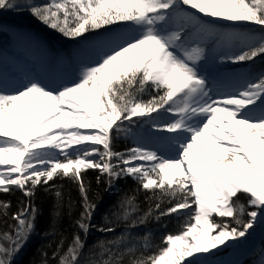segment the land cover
Returning a JSON list of instances; mask_svg holds the SVG:
<instances>
[{
	"label": "snow or ice",
	"instance_id": "6c2138e0",
	"mask_svg": "<svg viewBox=\"0 0 264 264\" xmlns=\"http://www.w3.org/2000/svg\"><path fill=\"white\" fill-rule=\"evenodd\" d=\"M21 7L72 40L120 23L136 34L99 40L100 58L69 83L51 87L29 79L14 91L0 90V192L32 197L38 186L63 176L79 183L87 201L83 171L97 169L110 184L131 176L155 199L172 202L159 216L192 210L182 231L166 235L156 252L144 254L152 247L150 233L124 235L100 242L97 258L86 264H124L126 257L127 264H193L188 258L238 243L264 220V77L213 98L198 67L210 43L239 47L227 56L233 63L264 55V0H0V10ZM224 22L258 31L226 30ZM144 120L164 134L175 155L143 146L113 150L114 134L129 131L125 122ZM9 206L0 201L4 214ZM120 207L127 227L154 214L150 207L134 216L135 196ZM94 210L86 203L78 221L85 234ZM36 213L28 205L13 216L15 234L0 235V264H11L34 230ZM83 248L76 235L59 264H81Z\"/></svg>",
	"mask_w": 264,
	"mask_h": 264
},
{
	"label": "trees",
	"instance_id": "16d2710c",
	"mask_svg": "<svg viewBox=\"0 0 264 264\" xmlns=\"http://www.w3.org/2000/svg\"><path fill=\"white\" fill-rule=\"evenodd\" d=\"M41 0L37 4H45ZM3 20L25 22L46 40H58L61 34L48 28L28 9L21 8L10 10V15ZM19 20V21H18ZM108 26V29L118 25ZM105 31L101 29L99 33ZM93 35H88L91 37ZM71 40V39H69ZM69 40L59 41L62 44L70 43ZM264 56L257 58L247 65L263 72ZM152 93H146L144 99L150 98ZM113 150L123 152L132 147L125 138H115L112 142ZM124 151V152H125ZM83 182L86 189L87 201L81 193L80 185L71 177L57 176L47 185H40L32 197H27L22 191L14 189L8 193L0 192V201L7 202L10 206L6 214L0 209V235L4 233L13 234L16 228V220L13 216L30 205L37 210L34 220V230L29 235L27 242L21 248L11 264H59L76 235L84 242L81 264H86L89 258H97L94 252H99L98 245L103 241H115L118 237L130 235L142 237L150 233L152 247L144 252L150 255L157 251V247H163V238L168 234H178L182 231L187 219L183 215L173 213L171 215L159 216L160 211H167L172 206L168 199L157 200L152 197L151 192L140 188L139 183L131 176H124L109 183L107 175L99 174L96 170L83 171ZM59 193V196L57 195ZM129 196H135L138 212L134 214L142 216L151 207L154 210L153 217L144 225L138 227H127L129 221L123 219L121 202ZM86 203L95 205L91 216V227L85 234L79 227L78 221L85 211ZM160 203V209L155 210V205ZM30 214V213H29ZM159 216V219L156 217ZM112 228L114 231H101L102 228ZM142 243V241H141ZM124 264H127V257Z\"/></svg>",
	"mask_w": 264,
	"mask_h": 264
},
{
	"label": "rangeland",
	"instance_id": "374dc122",
	"mask_svg": "<svg viewBox=\"0 0 264 264\" xmlns=\"http://www.w3.org/2000/svg\"><path fill=\"white\" fill-rule=\"evenodd\" d=\"M43 1H47L44 3L49 2V0H42V2ZM25 2L37 4L41 2V0H21L22 4ZM21 9L26 10L27 8L21 7ZM6 15H10V10H0V90L9 92L14 91L16 88H20L29 79H39L41 82L51 87H59L65 83L76 80L85 65L94 64L99 59L95 55L96 44L99 40L123 34H136L134 29L128 25L121 24L88 37L87 39L69 40V38H65L61 34L58 40H46L25 22L3 20V17ZM227 24H229V22H224L223 24V28L226 30ZM252 29L258 31V26L250 24L243 25L239 27L238 30ZM61 40H69L71 42L62 44L59 42ZM239 51V47L229 49L227 47H218L215 43H210L207 47V58L198 66L201 74H218L220 72L238 69L242 74V78L251 82L264 77V68L262 72L259 71V69L247 65V62H254L257 58L264 55L258 56L252 61L239 63H233L231 60L227 59L228 55L238 54ZM8 62L21 63L25 69V74L23 73L22 76L17 77L20 79L12 78V76L16 77L14 64ZM148 98L149 97L146 99ZM153 115L155 116V114ZM158 122H162V119ZM123 127L129 129V131L115 133L114 139L121 137L127 139L129 144L132 145L131 148L143 146L150 149L144 144L145 138L143 134H149L155 142H161L162 140L159 137L164 135L163 133L157 132L154 125L147 120L133 126L125 122ZM165 144L166 145L161 146L158 151L171 153L173 147H170L167 142H165ZM129 149L121 153H127ZM60 159H63V157H60ZM92 170H96L101 174L97 169ZM191 211L192 210H181L179 214L183 215L188 221L191 217ZM216 219L219 220V218ZM14 234L15 230L13 232V235ZM26 242L23 243L22 247ZM4 243H6V241H4ZM234 247V245H229L226 248L222 247L221 249H217L214 251L215 254H210V258H216L229 253ZM20 250L15 253L13 257H16ZM240 251V254L244 256L246 248L244 247ZM201 261V259L196 258L197 263ZM240 264H264V237L256 251L250 255L244 256Z\"/></svg>",
	"mask_w": 264,
	"mask_h": 264
},
{
	"label": "bare ground",
	"instance_id": "6f19581e",
	"mask_svg": "<svg viewBox=\"0 0 264 264\" xmlns=\"http://www.w3.org/2000/svg\"><path fill=\"white\" fill-rule=\"evenodd\" d=\"M220 27L223 28L224 26L220 25ZM226 27L227 30H231L233 28L238 30L239 27H241V25L239 24L233 25L229 23L226 25ZM247 31H254V30L252 29ZM95 50H96L95 53L96 57L100 58L102 52L97 47L95 48ZM8 63L14 64V71L16 77L12 76V78L20 79L17 77L22 76L25 71L21 63L19 62L18 63L8 62ZM202 75H204L208 80L209 88L211 89L210 95L213 96V98H221L229 94H234L239 90H241L243 87H245L247 83L251 82L249 80H246L245 78H242V74L238 69L232 71H224L218 74H202ZM258 113H259V109L257 110V114ZM82 131H90V130H82ZM143 137L145 138L144 144L152 150H158L161 146L166 145L165 142L162 141L161 142L153 141L152 137L149 134H143ZM161 137L162 136H160L159 138ZM160 153L163 155L176 154L174 147L172 148L171 153H165L163 151ZM263 237H264V220L258 223L253 230H250V233L247 235L246 238L242 239L238 243L230 244V245H234L235 247L229 253H226L216 258H210V254L200 255L199 259H201L202 261L199 263L196 262V257H190L188 259L192 260L193 264H240L244 256L250 255L251 253L256 251ZM244 247L246 248V251L243 256L240 254L241 253L240 250L243 249Z\"/></svg>",
	"mask_w": 264,
	"mask_h": 264
}]
</instances>
